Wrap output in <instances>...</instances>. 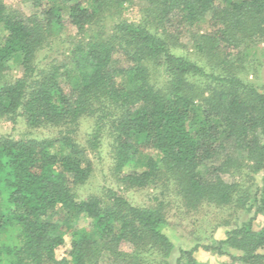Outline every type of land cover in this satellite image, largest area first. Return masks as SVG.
<instances>
[{
    "label": "trees",
    "instance_id": "trees-1",
    "mask_svg": "<svg viewBox=\"0 0 264 264\" xmlns=\"http://www.w3.org/2000/svg\"><path fill=\"white\" fill-rule=\"evenodd\" d=\"M18 1L27 13L0 0V119L56 135L0 138V264H168L163 200L78 193L105 139L125 190L170 192L187 212L255 208L259 230L203 250L264 264V93L246 78L264 67V0H142L137 22L121 19L134 0ZM69 29L61 59L41 60Z\"/></svg>",
    "mask_w": 264,
    "mask_h": 264
},
{
    "label": "rangeland",
    "instance_id": "rangeland-1",
    "mask_svg": "<svg viewBox=\"0 0 264 264\" xmlns=\"http://www.w3.org/2000/svg\"><path fill=\"white\" fill-rule=\"evenodd\" d=\"M3 1L9 8L22 10L25 13L28 12L27 8L18 0ZM141 4L142 0H134L132 4L125 6L121 19L128 22H137L140 17ZM73 35L74 31L69 29L60 38V41L55 42L56 46L52 48L53 50L50 53V49H48V52L44 50L39 55V58L43 61H45V57L61 59L60 54L57 53L61 51L64 41ZM175 53L187 56L192 60H197L196 57L191 55L188 49H180ZM9 74L16 76L17 69L12 67ZM246 78L264 93V67L257 73H249ZM91 129V120L81 122L78 132V140L81 143L85 141ZM54 135H56V131L52 129L28 128L22 118H18L14 124L0 119V138L11 137L15 140H42ZM90 159L93 164V173L87 184L79 189L78 193L80 195L86 196L88 194L99 193L104 188H111L123 196L130 204L136 206L152 205L154 198L164 201L168 219V225L164 229V234L173 245V249L167 260L168 264H177L181 251H190L196 246H198V249L193 254V258L197 264H239L231 259V256H239L238 252L228 251L224 255H219L214 251L207 252L203 250V247L216 246L219 241L225 239V233L227 231L239 227L242 223L248 222L249 220H252L254 230H259L262 226L263 218L256 215L255 208L248 211L204 206L196 211L187 212L170 192L161 194V190L155 188L125 190L117 186L110 174L112 160L110 157V141L107 139L102 141V145L98 151L90 154ZM261 177V173L254 176L255 183L252 189L260 188ZM180 264H186L185 259H182Z\"/></svg>",
    "mask_w": 264,
    "mask_h": 264
}]
</instances>
